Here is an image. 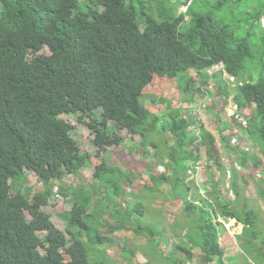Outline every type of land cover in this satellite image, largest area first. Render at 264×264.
<instances>
[{
  "label": "trees",
  "instance_id": "1",
  "mask_svg": "<svg viewBox=\"0 0 264 264\" xmlns=\"http://www.w3.org/2000/svg\"><path fill=\"white\" fill-rule=\"evenodd\" d=\"M188 3L187 11L178 13ZM83 4L92 6L84 9ZM215 65H223L236 79L239 114L246 117V109H254L248 132L257 140L263 158L239 152L236 161L243 169L261 168L264 174V145L259 142L264 143V0H0V264H105L98 259L103 256L90 250L110 241L101 235V228L107 226L114 234L125 230L132 216L140 220L151 212L153 201L147 208L126 201L127 216L114 213L116 224L102 223V208L118 207L122 179L132 176L122 172L116 180L98 179L96 192L67 189L74 203L65 218L70 235L58 229L46 212L36 209L27 217L25 208L47 204L52 191V179L44 172L40 180L47 188L40 192L42 202L24 204L12 192L15 179L40 166L35 158L57 153L53 163L63 177L78 176L88 159L74 139L75 127L58 118L62 112L77 116L81 124L92 121L88 126L98 131L100 145L110 142L104 130L111 120L132 137L144 136L140 146L153 150L143 158H156L153 162L164 164L169 173L148 174L144 190L154 195L161 186H169L170 199H182L183 211L189 214L187 244L175 245L172 251L183 253L181 264H196L192 245L203 252L206 264H245L232 258L227 263L219 241L220 217L242 225L243 236L249 232L257 239L263 231L258 213L248 206L244 191H239L238 170H228L232 179L221 189L222 181L207 166L205 183L212 185L211 200L204 201L200 195L196 201L189 200L196 186L179 176H185L188 165L200 159L197 152H207V161L224 173L215 141L206 132L188 133L181 109L169 104L156 115L144 105L145 100L161 101L146 98L157 78L174 80L194 70L207 85L204 72ZM218 84L219 92L227 96L228 88ZM194 88L189 81L185 92L195 94ZM156 135L162 139L154 140ZM128 140L126 136L123 143ZM159 145H166V154ZM147 165L151 171L150 161ZM242 180L247 185V179ZM62 195L66 193L56 197ZM146 227L138 222L133 231L136 235L147 231L155 243V230Z\"/></svg>",
  "mask_w": 264,
  "mask_h": 264
},
{
  "label": "rangeland",
  "instance_id": "2",
  "mask_svg": "<svg viewBox=\"0 0 264 264\" xmlns=\"http://www.w3.org/2000/svg\"><path fill=\"white\" fill-rule=\"evenodd\" d=\"M256 3H258V1ZM91 6L92 5L89 4H83L82 7L84 9H88ZM251 8H253L252 11L254 12V3H251ZM93 9L96 8L94 7ZM98 9L101 10V7H98ZM185 10L186 9L182 5L179 7L178 13H184ZM44 51L48 52L49 50L48 48H44ZM193 74L194 73L191 72L192 77ZM229 82L230 91L234 94L237 88L235 85H231L232 81ZM213 84L214 83H212V85ZM214 86L215 85L211 88L213 89L211 97L218 92ZM182 88H179L177 83L171 79L157 78V80L149 86L148 89H150V91L146 93V98L148 100V98L154 97L155 99H161V101L154 104L144 99L146 109L153 114L159 115L161 112L165 111V107L170 104L171 108L181 106L191 108L192 111H198L200 101L203 99L199 97L194 102V105H185L188 100H194L196 94L191 95L192 97L190 98V91L185 92ZM207 99L209 100V98ZM214 102H216L215 99ZM216 109H219V105H217ZM253 112L254 109L252 107L247 108L245 112L246 117L250 118L254 114ZM237 116H240V114L238 113ZM59 118L69 121L72 126L76 127V139L80 144V151L82 154L88 156V160L84 167L79 169L80 173L78 176L70 175L63 177L61 169L53 163V156L55 154L57 155V153L51 151L43 156L45 157L44 159L35 158L34 161H38V165L40 166H37V168L32 171L26 170L25 178L22 177L18 180L16 179L13 183L15 186H13L12 189L13 193H16V198L22 200L24 204H33L37 200L42 202L44 195L40 192L47 188L40 180V174L44 172H46L52 179L50 182L52 191H48L50 197L48 198L47 204H42L39 208L35 209L25 208V214L27 217L31 218V216L36 213V209L46 212L50 215L51 221L58 229L62 230L65 234L70 235V233L67 232V220L65 218L66 213L71 211L74 203L71 199H69L67 189H69L70 186H76L78 187L76 188L78 191L83 188L91 190V192H96L99 187L97 181L98 179L104 180L109 178L116 180V178H120V174L122 172H128L131 173L132 176L127 178V180L122 179L123 186L120 193L121 198H118L115 202L118 204V207H101L102 209H105V215L102 219V223L107 222L109 224H114L116 222L114 213L118 216H127L128 213L125 211V208L128 205L126 204V201L131 202L132 205H143L146 208L147 204H149V200L153 201L151 204V212H147L148 214L146 213L140 220H137L135 216H132L131 219L133 220L130 221L129 225L125 226V230L115 232L114 234H110L107 226H103L100 230L102 233L101 235L107 236L110 241L102 247H94L90 250L103 256H99L98 259L105 264H181L184 259L183 253L181 251L172 253V251L175 245L187 244L188 239H186L185 236L191 224L190 220L187 218L189 217V214H186V212L183 211L184 203L182 199H170L171 194L169 193L170 188L168 186H161L159 189L164 192V195H149L144 190L143 184H146L145 177L148 174H152L154 176H159L161 174L158 170L161 163L158 164L153 162L156 158L153 160L151 158H143L145 153H148L149 151L152 152L153 150L151 146L146 148L140 146V143L144 140V136L141 133H137L131 141V136L128 135L126 131H123L120 132V134L125 136L127 135L131 141H128L126 146L117 144L114 141L107 145H100L96 141L97 134L94 133L93 129L88 126L90 122L86 121L81 124L78 122L77 117L64 115L63 113L60 114ZM200 118L207 125L208 129L214 131L217 122L210 114L201 112ZM222 118L226 120L224 114ZM109 131H115V127L111 126ZM242 133L246 135L244 130H242ZM116 137L117 136L114 135L112 139L115 140ZM156 139L160 141L162 136L156 135L154 140ZM165 141H168V139H165ZM246 141L249 142L250 138L247 137ZM259 142L262 146L264 145L260 139ZM257 143V140L253 139V145H256ZM159 146L161 148V152L166 154V145ZM130 149L133 150L129 151ZM229 154V157L233 160L236 158V154ZM253 154L263 157L261 148H256ZM229 157H225L220 160L222 164L224 163L225 167H227ZM103 161H105L103 167L100 170H96V168L101 165ZM148 161H150V168H152L151 171H149V167L147 165ZM200 164V166L195 164L188 165V167H190V171H188L185 176H179L182 179H185L186 184L197 183L196 188L192 191V194L189 197L191 201H196L195 196L198 195H200L201 199L204 201L211 200L210 193L212 185L205 183L206 174L204 173L203 167L205 166V163L202 162ZM231 164L238 170L237 185L239 191H244V196L248 200V206L258 213L263 231H261L257 239H253L249 232L245 233L243 236L242 225L236 224L235 220L228 222L220 217L218 221L222 222L223 226L221 227L219 241L221 246L224 248L225 255L227 256V263L228 258H232L234 261H240L245 264H264V196L262 194L264 192V176L261 177V174L256 175L252 170H246L240 166L237 167V164L234 161H232ZM27 168L28 167L26 166L24 167V169ZM163 169L161 168V170ZM211 170L215 179L217 178V180L219 179L222 181L223 184L221 185V189L229 185V182L232 179V176H230L229 173L226 171L222 174L218 171L216 172L213 165H211ZM166 172L168 175V170H166ZM199 177L203 178L199 180ZM243 177L250 181H247L248 185L243 182ZM23 179H25V181H22ZM18 182H23L21 187L17 184ZM153 189L155 190V187ZM23 192L29 193L30 197L26 198ZM140 192L142 194H139ZM225 192L226 191L223 190V196L227 197ZM60 193H66V195H62V197L57 198L56 196L60 195ZM135 194H139V196H135ZM165 195L168 196L165 197ZM244 196H242V198H244ZM229 197L233 198L230 195ZM94 200H96V198ZM109 208H111V210ZM151 214L153 216H151ZM128 219L129 218L126 217L124 222ZM138 222H140L143 226L146 225V228L155 230L154 235H157V237H155V239L157 238L155 243L153 236H149L147 231H144L142 235H136L134 233V225ZM214 222L216 221L214 220ZM179 236H181V238ZM245 242L246 245L244 246ZM188 245L190 246L189 242ZM191 250V254L196 255L194 259L196 264H206L203 252L200 249L197 247L194 248V245H192ZM41 252L43 253V251ZM131 252L133 253L131 254ZM92 259L94 260V257Z\"/></svg>",
  "mask_w": 264,
  "mask_h": 264
},
{
  "label": "clouds",
  "instance_id": "3",
  "mask_svg": "<svg viewBox=\"0 0 264 264\" xmlns=\"http://www.w3.org/2000/svg\"><path fill=\"white\" fill-rule=\"evenodd\" d=\"M189 3L184 6V8L186 9L185 12L187 11V9L190 5ZM45 48H47V47H45ZM48 50H49V48H48ZM191 72L194 73L193 77L191 76ZM204 73H205L206 77L208 78L207 85H203V82L201 80L200 75L197 74L196 71H194V70H189L186 74L180 75L178 79L173 80L177 83L179 88L180 87L182 88L184 86L182 88V90H184V91H185V86L187 85V83L189 81H191L193 83V85H195V88H194V90L196 91L195 99L194 100H188L186 102L187 104H185V105L192 106V105H194V102L199 97H201L203 99L200 101V106H198V111H192L191 108H185V107H181V106L177 107V109H181L182 115H185L187 117V121L189 124V126L187 127L189 130L188 133L194 132L197 136H200L203 132H206V133H209L213 137V139L215 141L214 147H215V150L220 157V160L224 159L225 157H229V155H230L229 153L236 154V158L233 160L232 158L229 157L227 167L224 166L225 167L224 172L226 171L227 173H229L228 170H230L231 168L232 169L234 168L231 164L232 161L236 162L237 167H239V165H240L236 161L239 152L240 153H248L249 152L252 154V153H254V150H256V148H258V149H260V148L257 147L256 145H253V138L250 136V134L248 132L249 119L247 117H242L241 115L237 116V114L239 113L237 110V105L235 104V95L237 93V89H236L235 93L233 94L230 91V86H229V84H230L229 81H232L231 85L232 86L235 85L236 88L238 87V84L236 83V79L234 78V76L230 75L225 70L223 65L212 66L211 68L205 70ZM218 74H220L219 77H217ZM219 81H220L222 88H225V87L228 88L227 96L225 94L219 92V90H218ZM212 83H214L213 85H215L214 87H216V89L218 91L217 93H215L213 95V97H211L212 91H213V89H211L213 87ZM190 93H191L190 94V98H191L192 97L191 95H193V93L191 91H190ZM207 98H209V100ZM214 99L216 100V102H214ZM217 105H219L218 110L216 109ZM199 112L200 113L205 112L207 114H210L211 117H213L215 119V121L217 122V125L215 126L214 131H211L210 129L207 128V125L201 120ZM63 114L66 115V113H63ZM223 114L226 117V120H224L222 118ZM68 116H72V115H68ZM75 117H77V116H75ZM59 119H61V118H59ZM235 119L239 122L238 125L235 124V121H234ZM61 120H63V119H61ZM88 122H90V124H92V121L88 120ZM106 126H107V130H104V131L106 132L107 137L110 139V142L114 141L117 144L121 143L123 146L127 145L128 141H130V140H128L126 143H123L124 138L126 139L127 135L125 136V135L120 134V132H123L125 130L120 128V126L118 125L116 120L109 121L108 123H106ZM111 126L115 127V131H113V132L109 131ZM73 127H75V126H73ZM242 130L245 131L246 135H244L242 133ZM96 134L98 136V131L96 132ZM114 135L117 136L115 140L112 139V137ZM73 136H74V139L78 142V140L76 139V127H75V131H73ZM133 137L131 136V138H130L131 141H132ZM247 137L250 138L249 142L246 141ZM109 143H107V144H109ZM79 146H80V144H79ZM189 149L193 151L194 148L192 146H189ZM82 155L86 156L85 154H82ZM196 156H197V158H200V159L195 163V165L200 166L201 165L200 163L204 162L205 166H203V167H204V173H205L207 166L213 165L211 161H207V152L199 151L196 153ZM259 158L262 159L263 157H259ZM158 164H160V163H158ZM191 164H193V163H191ZM191 164H189V165H191ZM160 165L161 166L158 168L159 173H161L160 175H163L165 173L167 174L166 166L162 165V164H160ZM223 165H224V163H223ZM98 168H100V165L96 168V170ZM161 168L162 169L164 168V169L161 170ZM188 168H189L188 171H190V167H188ZM217 171L218 170L216 169V172ZM252 171L256 175L261 174L262 175L261 177L264 176L263 172L261 171V168H257L256 170L253 169ZM201 178H203V177H199V180H201ZM15 180H14V182H15ZM247 181L250 182L248 179H247ZM17 184H20V183L18 182ZM193 184L195 186L197 185L196 182ZM12 192H13V190H12ZM169 193L172 194L171 191ZM158 194L164 195V192L159 190ZM191 194H192V191L190 192V195ZM262 194L264 196V192ZM167 196L165 195V197H167ZM192 201H194V200H192ZM117 220L118 219H116V221ZM114 224H116V222Z\"/></svg>",
  "mask_w": 264,
  "mask_h": 264
}]
</instances>
